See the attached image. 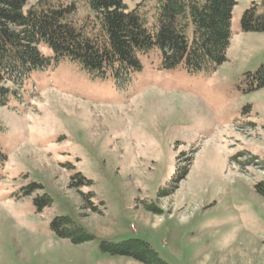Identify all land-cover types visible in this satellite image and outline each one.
<instances>
[{"label":"rangeland","instance_id":"1","mask_svg":"<svg viewBox=\"0 0 264 264\" xmlns=\"http://www.w3.org/2000/svg\"><path fill=\"white\" fill-rule=\"evenodd\" d=\"M253 4L264 10L237 0L227 60L212 71L163 68L151 51L117 84L61 60L10 92L0 264H143L100 249L128 238L167 264H264V87L248 75L264 64V31L242 28ZM60 215L94 238L58 235Z\"/></svg>","mask_w":264,"mask_h":264},{"label":"trees","instance_id":"2","mask_svg":"<svg viewBox=\"0 0 264 264\" xmlns=\"http://www.w3.org/2000/svg\"><path fill=\"white\" fill-rule=\"evenodd\" d=\"M236 3L140 0L131 8L125 0H0V105L35 71L61 60L74 62L92 78L117 84L142 70L141 57L151 51L158 53L163 68L212 71L227 60ZM242 28L263 32L264 10L258 11L256 4L247 8ZM41 44L51 55L40 49ZM248 75L257 88L264 87V64ZM5 157L0 147V161ZM256 190L264 196V183ZM52 226L74 243L94 238L69 215L56 216ZM100 249L143 264H167L141 238L101 240Z\"/></svg>","mask_w":264,"mask_h":264}]
</instances>
